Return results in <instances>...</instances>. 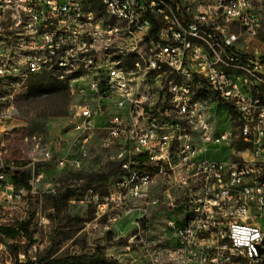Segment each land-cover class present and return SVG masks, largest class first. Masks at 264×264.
I'll return each mask as SVG.
<instances>
[{
    "label": "built area",
    "instance_id": "built-area-1",
    "mask_svg": "<svg viewBox=\"0 0 264 264\" xmlns=\"http://www.w3.org/2000/svg\"><path fill=\"white\" fill-rule=\"evenodd\" d=\"M263 31L264 0H0V226L25 235L42 164L80 169L100 148L118 169L80 200L96 214L183 207L170 238L141 239L142 264H264V48L253 44ZM50 74L77 98L72 134L9 166L17 92ZM221 111L232 123L219 125ZM19 238L0 231V264L28 261L12 257Z\"/></svg>",
    "mask_w": 264,
    "mask_h": 264
},
{
    "label": "rangeland",
    "instance_id": "rangeland-1",
    "mask_svg": "<svg viewBox=\"0 0 264 264\" xmlns=\"http://www.w3.org/2000/svg\"><path fill=\"white\" fill-rule=\"evenodd\" d=\"M253 44L264 48V31ZM124 64L130 65V60L125 59ZM159 79L168 82V72L161 73ZM76 102L66 80L58 79L54 74L31 77L18 90L15 99L16 126L8 146V165L25 166L33 159H40L47 149H64L65 140L71 136L74 127L71 108ZM217 117L220 126L233 121L231 112H218ZM102 135L100 131L95 136L96 143ZM111 154L96 148L80 169H60L53 163L41 165L44 176L40 189L25 198L22 209L28 216V232L23 237L18 233L19 242L10 246L14 259L19 252H25L28 260L34 256L37 260H69L71 264H116L120 259L136 258L137 263L142 264L144 259L139 258L142 238L162 239L165 225L172 235V223L179 219L183 207L168 208L164 204L148 212L133 210L126 213L113 209L101 215L96 214L94 204L80 201L88 187L103 193L114 180L118 165ZM208 154L225 159L223 149L212 148ZM106 174L107 178H94ZM16 184H27V176L21 175ZM51 186L56 188L55 192L50 191ZM75 257L78 259L73 260ZM4 260L0 253V262L4 263ZM244 264L250 263L244 261Z\"/></svg>",
    "mask_w": 264,
    "mask_h": 264
},
{
    "label": "trees",
    "instance_id": "trees-1",
    "mask_svg": "<svg viewBox=\"0 0 264 264\" xmlns=\"http://www.w3.org/2000/svg\"><path fill=\"white\" fill-rule=\"evenodd\" d=\"M100 13H102V10L100 11ZM42 75H36L34 77H40ZM45 78V77H44ZM23 175V173H15L13 175V180L16 182L19 181V177ZM99 177H105L107 178L108 177V174L106 175H96L94 178H99ZM28 224H29V221H24L20 224V228L22 230H24L25 232H28ZM0 230L4 231L5 233L9 234L11 236V238L13 239H16V238H19L18 236V231H16L15 229L11 228V227H8V226H0ZM14 248H16V246H13ZM73 260H77L78 258L75 257V258H72ZM16 264H71L69 260H62V259H55V260H47L46 258L44 259H40V260H28L27 262L25 263H19V262H16Z\"/></svg>",
    "mask_w": 264,
    "mask_h": 264
},
{
    "label": "crops",
    "instance_id": "crops-1",
    "mask_svg": "<svg viewBox=\"0 0 264 264\" xmlns=\"http://www.w3.org/2000/svg\"><path fill=\"white\" fill-rule=\"evenodd\" d=\"M161 237L162 238H170L171 237V234L170 232L168 231V227L165 225V228H164V231L163 233L161 234Z\"/></svg>",
    "mask_w": 264,
    "mask_h": 264
},
{
    "label": "water",
    "instance_id": "water-1",
    "mask_svg": "<svg viewBox=\"0 0 264 264\" xmlns=\"http://www.w3.org/2000/svg\"><path fill=\"white\" fill-rule=\"evenodd\" d=\"M16 173H19V170H17Z\"/></svg>",
    "mask_w": 264,
    "mask_h": 264
}]
</instances>
